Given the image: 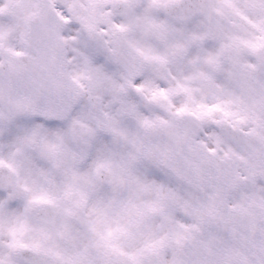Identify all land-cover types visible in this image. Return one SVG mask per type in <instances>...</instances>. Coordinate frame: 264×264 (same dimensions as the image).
<instances>
[{
  "label": "snow or ice",
  "instance_id": "6c2138e0",
  "mask_svg": "<svg viewBox=\"0 0 264 264\" xmlns=\"http://www.w3.org/2000/svg\"><path fill=\"white\" fill-rule=\"evenodd\" d=\"M0 264H264V0H0Z\"/></svg>",
  "mask_w": 264,
  "mask_h": 264
}]
</instances>
